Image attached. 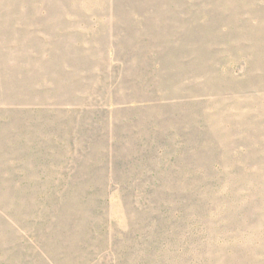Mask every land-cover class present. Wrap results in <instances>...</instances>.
<instances>
[{"label": "rangeland", "instance_id": "obj_1", "mask_svg": "<svg viewBox=\"0 0 264 264\" xmlns=\"http://www.w3.org/2000/svg\"><path fill=\"white\" fill-rule=\"evenodd\" d=\"M247 135L264 0H0V264H264L202 240Z\"/></svg>", "mask_w": 264, "mask_h": 264}, {"label": "trees", "instance_id": "obj_2", "mask_svg": "<svg viewBox=\"0 0 264 264\" xmlns=\"http://www.w3.org/2000/svg\"><path fill=\"white\" fill-rule=\"evenodd\" d=\"M253 137H244L248 142L236 153L237 169L219 168L223 180L216 191L220 193L219 201L214 200L206 207L211 213L201 231L202 240L209 244L264 249V149L254 150ZM210 142L215 146L214 137ZM179 208L177 214L183 212L185 205ZM215 209L220 210L221 220L212 224L209 218ZM177 224L176 230H180L181 224ZM261 259L264 260V254Z\"/></svg>", "mask_w": 264, "mask_h": 264}]
</instances>
